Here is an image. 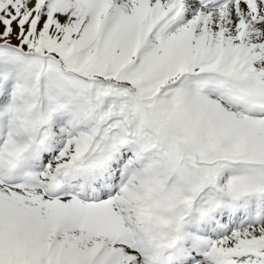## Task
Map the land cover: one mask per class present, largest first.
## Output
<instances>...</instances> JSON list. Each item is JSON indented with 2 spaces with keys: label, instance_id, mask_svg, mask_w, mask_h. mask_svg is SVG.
Returning <instances> with one entry per match:
<instances>
[{
  "label": "snow or ice",
  "instance_id": "snow-or-ice-1",
  "mask_svg": "<svg viewBox=\"0 0 264 264\" xmlns=\"http://www.w3.org/2000/svg\"><path fill=\"white\" fill-rule=\"evenodd\" d=\"M0 264H264V0H0Z\"/></svg>",
  "mask_w": 264,
  "mask_h": 264
}]
</instances>
